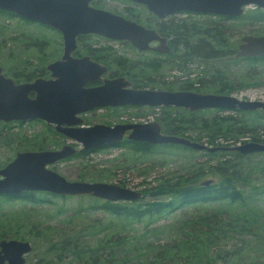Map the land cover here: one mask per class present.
<instances>
[{
  "label": "rangeland",
  "instance_id": "obj_1",
  "mask_svg": "<svg viewBox=\"0 0 264 264\" xmlns=\"http://www.w3.org/2000/svg\"><path fill=\"white\" fill-rule=\"evenodd\" d=\"M99 5V7L115 13H130L124 8L127 4L119 0H102ZM252 10H254L253 5H248L245 7L246 13H244L250 14ZM135 11L138 14L141 12V18L147 21L146 16L148 15L143 8L137 7ZM135 11L133 12L135 13ZM175 17L185 18L188 23L195 22L197 24L214 21L221 28L228 29L227 39L230 54L227 56L234 55L242 36L248 34L264 35V22L252 23L246 20L245 16L242 18H224L212 15L197 14L186 16L180 14ZM160 21H168V19ZM41 41L46 43L42 48L39 47ZM59 42V36L49 29L35 24L24 23L16 17L0 14V66L4 70L9 67L18 74L30 72L31 70L39 72L40 68L47 62L46 60L52 59L55 54L59 53ZM91 43L100 47L110 46L114 50L116 60L123 58L126 60H153L154 58H162V56L151 52L137 51L121 42L107 41L95 36L90 37ZM39 48L42 49L46 55L45 57L39 56ZM171 56L174 55L165 56V58L169 59ZM213 64L217 66L219 72L217 82L212 81L213 76L208 72L210 63L205 64L201 62L199 57H195L194 60L178 66L175 61L170 62L160 67L154 72V75L156 77L160 74L159 80L165 78V76H173L174 78L183 77L185 80L193 82L196 85L195 89L199 92L217 93L216 91L220 87L226 85V90L231 89L229 94L240 99L264 100V59L247 60L238 58L234 60L233 58L231 60L229 58L226 60L224 57L223 59H218ZM199 80L200 86L198 87L197 82ZM144 111L130 109L121 111L118 115L127 120L136 119L137 117L146 120L150 114ZM165 111H174L176 114H179L182 112V109H153L152 113L154 114L152 116L162 115ZM226 114H233L240 125L243 124L245 128L251 129V131L239 135L240 138L238 137L239 140L237 142L224 140L225 138L221 136L215 140V143L229 146L251 141L249 139L252 135H261L264 138V113L260 111H231L219 108L201 110L200 113H194L193 117L185 113L187 118H192L197 123L193 126L189 125L183 135L190 136L191 139L200 138L203 143L207 142L206 139L209 137L210 132L200 128L198 124L199 120ZM111 116L106 111H95L86 113L83 117H85L84 123L91 124L107 122V119L112 118ZM12 130L9 134L14 132L16 138L30 136L33 140L31 143H28L23 139H16L15 145H13L15 151L28 146L35 148L39 143L42 146H46V148L42 149H48L53 146L58 147L63 142V139L59 135L54 133L50 128H45L43 121L22 123L15 126ZM10 154H12L11 148L7 146L3 147L0 143V160ZM228 157L234 160V163L242 164V167H239V174L241 176L245 174V177H250V180L254 181L248 185H244L245 202H236L231 207H227L222 211L224 219H228L230 223L228 225L221 221L217 224V228H214L217 234L216 242L206 249L207 255H201L203 259L200 263H215L218 259V253L227 252L226 250H235L233 253H236L234 257H236L235 261L238 264H264V197L259 196L256 199L251 190L255 187L254 185L264 183V153L248 154L241 159H236L233 156ZM224 158L219 157L221 160ZM216 159L205 156L199 150L195 151L183 148L161 149L153 147L146 153H134L128 147H111L96 150L83 156L70 157L56 162L50 165V167L68 180L105 181L118 185L123 184L122 186L140 191L145 186L142 183L143 179L145 182H150L147 186H153L159 176L173 178L181 173L193 170L195 166L199 165L206 169L208 164L214 163ZM256 166H260L258 173L254 172ZM228 169L230 170L229 165ZM139 172L143 173L139 174ZM207 179L217 181V177L211 175L205 176L200 181ZM253 192H255V189H253ZM34 195L41 197L43 200L0 199V235L4 234L5 237L9 238L25 239L29 242L31 249L25 254V264H46L49 257L45 252L47 240L49 239L46 229L50 228L48 231L50 237H56L54 235L55 231L64 229V223L70 219L80 227L81 223L79 219L84 211L78 208H86L94 201L98 202L102 200L89 195L65 196L61 198L37 191L33 193ZM143 199H147V197L144 196ZM135 200L137 201V199ZM135 200L127 202L131 203ZM195 206H199V209L188 206L184 210L176 209L170 213H162L158 215V218L151 220L143 219L142 221L117 219L99 211H96L94 214L97 217H102L104 221L109 218L113 219L116 226L112 227L110 232L119 230L121 235L123 234V231L120 229L122 225L124 226V230L128 231V235L134 236H138L136 233H140L141 235L143 229L159 228L146 234L147 241L153 244L156 243L158 246L165 245L166 241H168V248H172L177 241L171 243L172 238L167 239L165 233H160V228H168L170 225H174V222L181 217L192 221L191 213L194 211H205L210 207L218 208L219 205L218 203H203ZM77 210L81 213L77 214ZM241 215H243L241 219L235 218ZM251 215H254V219L251 218ZM90 216L91 214L85 217V219H88ZM69 226L71 225L69 224L67 227ZM198 228L208 230V227H205V225L204 227L201 225ZM218 244L222 246L220 251L215 249V247H218ZM138 251H130L129 256L137 257L136 252ZM40 260H43L45 263ZM193 263H195V260H193Z\"/></svg>",
  "mask_w": 264,
  "mask_h": 264
},
{
  "label": "water",
  "instance_id": "obj_2",
  "mask_svg": "<svg viewBox=\"0 0 264 264\" xmlns=\"http://www.w3.org/2000/svg\"><path fill=\"white\" fill-rule=\"evenodd\" d=\"M89 0H0V10L18 17L38 22L57 30L62 37L61 58L47 65L52 80L36 78L30 82L15 84L3 77L0 69V119H41L45 124L62 133L82 149H90L120 140L128 131L127 138L148 144H180L195 150L214 152L234 150L241 154L264 152V143L247 141L232 146H207L185 136L162 133L157 121L108 126L95 123L81 126L83 119L75 117L101 106L147 105L175 106L188 111L207 108L228 110L264 111V102L240 99L232 94L198 93L194 91H169L129 88L124 77L102 79L100 86L85 88L83 84L93 81L106 68L87 58L73 59L69 56L74 48L75 36L94 33L111 39L124 40L132 47L144 51H169L165 37L152 28L124 18L121 15L94 8ZM142 4L157 17L176 12H191L221 16H239L245 7L255 5L264 9V0H129ZM157 41V46L149 42ZM236 57L264 56V35H244L240 39ZM33 96L30 97L29 94ZM79 124L75 127L74 125ZM77 151L71 144L59 149L17 152L0 174V194L19 191H43L60 196L90 195L108 201L135 200L141 192L103 181L68 180L46 165L72 155ZM212 180L202 182L208 185ZM3 251L16 256L20 264L21 254L29 252L28 241L8 240L0 243ZM5 247V248H4ZM12 252V253H11ZM56 264H66L64 262Z\"/></svg>",
  "mask_w": 264,
  "mask_h": 264
},
{
  "label": "trees",
  "instance_id": "obj_3",
  "mask_svg": "<svg viewBox=\"0 0 264 264\" xmlns=\"http://www.w3.org/2000/svg\"><path fill=\"white\" fill-rule=\"evenodd\" d=\"M246 13V12H245ZM242 14L239 16H221L224 18H242L245 16L246 20L254 22L264 21V9L255 8L250 14ZM0 14H5L9 17L14 16L10 12L0 10ZM16 17V16H15ZM177 23L175 30L178 31L174 40L177 41L173 44L172 51L165 56L174 55V61L176 65L186 63L192 57H199L202 59H211L216 57L226 58L230 54L228 50V29L221 28L217 22L209 23H188L184 19ZM26 23V22H24ZM213 25L216 30H212ZM159 34L170 36L171 27H160L156 26ZM208 38L207 42H196ZM198 39V40H196ZM41 47V44L39 45ZM237 49V48H236ZM176 59H175V53ZM247 60H260V57H237ZM138 63L135 67L139 71L146 72L147 70L154 68V65L149 60H133ZM180 61V62H178ZM172 62L169 59L162 61L163 63ZM133 65V64H132ZM130 61L127 60L121 64L123 71H129L132 68ZM159 66H156V69ZM208 72L213 76L212 81H218V69L215 64L210 63L208 66ZM128 76V75H127ZM202 78V77H201ZM200 78V79H201ZM132 81L135 86L134 80ZM200 80L197 82L198 87L200 86ZM188 88L195 89L193 82H190ZM224 85L217 90V94H229L231 89H227ZM199 92V91H198ZM162 109L174 107H160ZM239 111V110H238ZM198 111H187L182 110L181 113L176 114L174 111H165L162 115L155 117L159 123L163 132L169 134H175L190 138V136L183 135L188 129L189 125H195L197 122L192 118L194 113H200ZM198 124L202 130L209 131V137H207L204 143L222 146V143H215L218 137L225 138L224 140H232L237 142L239 135L251 131L247 129L243 124H239L233 114H226L220 116H214L210 119L203 118L199 120ZM233 136V137H229ZM239 137V138H238ZM191 139V138H190ZM192 140H199L198 142L203 143L200 138H193ZM249 140L260 141L259 136L252 135ZM203 143V144H204ZM132 150L139 153H146L151 148H183L189 150H195L180 144H158L150 145L146 142H133ZM196 151V150H195ZM205 156L210 158H217L214 163H209L205 169L203 166H195L193 170H189L186 173H181L176 177H158L153 186H147L150 182H145L144 187L140 189L141 197L137 201L129 202H110V201H94L83 209V213L80 215L81 226L78 227L71 219L64 223V229H58L55 231L56 237H50L49 230L46 229L47 247L45 249L46 254L49 256L46 264H56L66 262L68 264H201L203 258L201 255H207L206 249L210 247L212 243L216 242L217 234L214 228H217V224L221 221L229 225V220L224 219L222 211L227 207H231L236 202H245L246 197L244 194L245 184L252 183L254 180H250V177H245L239 174V167L242 164L234 163V160L228 156H233L236 159H241L248 154H241L234 150L227 151H214L208 152L206 150H199ZM86 151H80L77 156L86 155ZM219 157L224 158L223 160ZM232 164V165H231ZM230 166V170L228 169ZM260 166H256L254 172L258 173ZM264 170V167H263ZM241 171V170H240ZM143 173V172H142ZM264 174V173H263ZM215 176L217 181L213 179L208 185H203L202 180L205 176ZM208 180V179H207ZM205 181V180H204ZM147 186V187H146ZM256 199L259 196L264 197V183L254 185ZM25 192V191H23ZM43 193V191H40ZM33 191H26L25 194H21V198L30 201H42L43 199L37 195L33 196ZM48 193V192H45ZM40 194V193H39ZM50 195L64 198L65 196ZM146 196L147 199H143ZM8 198V197H7ZM203 203H218L217 207H210L205 211H194L191 213L192 221L185 217H181L179 220L174 222V225H170L168 228H160V233H165L166 238H172V242L177 241L172 248H168L169 242L166 241L165 245H156L150 241H147V233H151L159 228H148L143 229L141 235L136 233L138 236L128 235V231L124 230L122 225L120 229L123 231L121 235L120 231L110 232L112 227L116 224L114 220L109 218L103 220L102 217H97L96 211L106 213L117 219L123 220H134L142 221L143 219H155L162 213H170L173 210L181 209L184 210L188 206L199 209V206ZM77 214L81 213L76 211ZM93 213V215H92ZM91 214L88 219H85ZM243 215L236 216L235 218L241 219ZM254 219V215H251ZM71 225L67 227L68 225ZM205 225L208 230L198 228L199 226ZM198 229V230H197ZM215 247L216 250L220 251L222 246L220 244ZM133 250H139L137 257L129 256V252ZM227 252L218 253L217 262L212 264H238L235 260V250H226ZM231 252V253H230ZM195 260V263H193ZM43 262V260H40ZM209 261V260H207ZM45 263V262H43Z\"/></svg>",
  "mask_w": 264,
  "mask_h": 264
},
{
  "label": "flooded vegetation",
  "instance_id": "obj_4",
  "mask_svg": "<svg viewBox=\"0 0 264 264\" xmlns=\"http://www.w3.org/2000/svg\"><path fill=\"white\" fill-rule=\"evenodd\" d=\"M100 1H102V0H89L88 1V5L91 6V7H94V8L106 10L104 8L99 7L100 6L99 5ZM119 1L127 4L124 8L130 12L129 14H123V13L119 14V13H115V12H112V11H109V10H106V11L121 15L124 18L129 19L131 21H134V22L142 25L145 28H152L157 33H158V30H156V26L160 27L161 30H162L163 27L170 26L171 27V33H172V34H170V36H165V35H162V34L158 33V35L166 38L167 45L169 46V51H167V52H158V51H155V50H144L145 52H151V53H154L156 55L162 56V58H154L153 60H149L154 65V68H151V69L147 70L146 72H142V71H139L137 68H135V67L138 66V63L134 62L133 60H129L130 61V65L133 66V67L128 69L129 71H123L120 68L121 64L125 63L127 60L125 58L116 60V56H115L114 50L111 49L110 46H101L100 47V46H96L93 43L90 44V37L95 36V37H97L99 39H104V40H107V41L121 42L123 44H126L130 48H133V49H136V48L132 47L131 45H129L124 40L111 39V38L104 37V36H101V35H97V34H94V33H81V34H78V35L75 36L74 48L70 52L69 56L71 58H73V59L87 58L89 61L96 62V63H99L101 65H104L105 68H106V70L102 74H100L97 79H95L93 81L85 82L83 84V87H85V88L97 87V86L101 85L102 79H113V78H116V77H124L128 82H130L129 88L148 89V90H169V91H194L193 89L188 88V86H190V81L185 80L183 77L174 78L173 76H165V78L159 80L160 74H158L155 77L154 72H156L163 65L168 64V63H163L160 66L162 61L166 59L165 55L169 54L170 51H172L173 44L177 41V39H175V40L173 39V38H175L177 33H179L178 31L175 30V27H176L177 23H180L179 21H181L183 19L185 21H187L185 18H176L175 16H179L180 14H184L186 16H188V15H197V14L198 15H212V14L191 13V12H176V13H173V14H170V15H166V16H163V17H157L153 13L149 12L142 4H138V3H135V2L129 1V0H119ZM137 7L143 8L145 10L146 14L148 15V16H146L147 21H145V20H143L141 18V12L138 14V12L135 11V9ZM253 7H254V9L256 8L255 5H253ZM133 11H135V13ZM11 14H13V13H11ZM13 15L14 16H12V17L16 16V18H18L22 22H26L27 24H35V25H37L39 27H43V28L49 29L52 32H54L55 34H57L59 36V38H60V42H59L60 50H59V53L55 54L52 59L46 60L47 62L45 61L46 63H44L43 67L40 68L39 72H33L31 70L30 72H26V73H23V74H18L16 72H14L13 70H11V68H9V67L5 68V70H4L3 67L0 66L1 74L3 75V77L12 80L15 84L24 83V82H30V81H32V80H34L36 78H41V79H44V80H52V79H54L55 77H51L50 71L47 69V65L49 63H51L53 61H57V60H59L61 58V55L63 53V44H62L61 34L57 30H55L54 28L49 27L47 25H44V24H41V23H38V22H34V21H30V20L24 19L22 17H18L15 14H13ZM212 16L221 17V15H212ZM138 18H139V20H138ZM166 19H168V21H160V20H166ZM209 22L211 23V22H214V21H209ZM211 28H212V30H214V29L216 30L217 27L215 28L213 25H211ZM207 39L208 38L204 39V41L207 42L208 41ZM45 41H47V40H45ZM205 42H204V44H205ZM149 44H150V46H157L158 42L157 41H151V42H149ZM45 45H46V43L44 41H41V47L40 48H42ZM40 48L38 50V52L40 53L39 56L45 57L46 55L43 53L42 49H40ZM136 50L140 51V52H144V51H141V50H138V49H136ZM236 51H237V49H236ZM236 51H235V53H236ZM235 53H234L233 56L232 55L227 56L225 59L226 60L229 59V58H231V60L233 58H234V60L238 59L235 56ZM171 57H169V60H171L173 62L174 61V57L173 56H171ZM250 57H256V56H250ZM257 57H260V58L264 59V56H257ZM175 59H176V53H175ZM194 59H195V57H192L188 61L194 60ZM218 59H223V58L222 57H216V58H211V59H202L201 62H203L205 64L206 63H212L213 64ZM178 62H180V61H178ZM157 65L159 67L156 69ZM177 66H178V64H177ZM7 72H9V73H7ZM130 79L134 80L135 86H133L132 81ZM194 92H198V91H194ZM198 93H204V92H198ZM207 93H209V92H207ZM29 96L32 97L33 94L30 93ZM246 100H251V99H246ZM259 101L264 102V100H259ZM160 107H174V108H177V109L186 110V109H184L182 107H175V106H147V105H130V104L118 105V106H109V105H107V106H101V107H98V108H93V109H90V110H87V111H84V112H81V113H76L75 117H79V118L83 119L82 124H80L81 126H89V125H92V124H95V123H91V124L84 123L85 117H83V116L86 113H92V112H95V111H106V112L109 113V115H112L111 116L112 118L111 119H107V122H98V123L104 124V125H108V126H113L115 124L143 123V122H148V121H152V120L157 121L155 119V117L152 116L154 114V113H152V110L153 109L158 110V109H160ZM130 109L139 110V111L145 110L144 112H149L150 115H149V117L146 120H143L140 117H137L136 119L127 120V119L123 118L122 116L118 115L121 111L130 110ZM207 109H213V108H207ZM224 110H228V109H224ZM238 110L239 111H245V112L260 111V112L264 113V111L262 109H260V108L259 109H255V110L235 109V110H231V111H238ZM29 121H42V120L41 119H29V120H13V119H11V120H2V119H0V143H1V145L3 147L7 146V147H10L11 150H12V154H10L9 156H6V157H4V158H2L0 160V170L15 157L17 152L46 150V149H42V148H46V146H42L41 143H39V144H37L35 146V148H32L31 146H28V147L20 148V149L15 151L13 145H15L16 139H18V140L19 139H21V140L23 139V140H25L28 143H31L33 140L31 139L30 136H28V137L20 136V137L16 138L14 132H12L11 134H9V132L13 131L12 129H14L15 126H17L19 124H22V123L29 122ZM43 123H44V121H43ZM74 126L77 127V126H79V124L74 125ZM46 127L50 128L54 133H56L57 135H59L63 139V142H62V144H60V146H58V147L53 146V147L48 148V149H51V150L59 149L64 144H71L74 148H77V151L75 153H73L72 155H69V156H67L65 158L59 159V160L53 162L52 164H54L56 162H60V161H62L64 159H67V158H70V157L77 156V154L80 151H82V150L86 151L87 152L86 154H88L90 152H93V151H96V150H100V149H103V148H111V147L112 148H123V147H128V149H130L132 152L139 153V152L133 151L131 145H132L133 142H142V141H138V140L128 139L127 136H126L128 131H126L120 140H117L115 142L108 143V144H103V145H100V146H97V147H93V148H90V149H82L80 145L74 143L69 138H67L65 135H63L62 133L56 132L52 128L51 125L45 124V128ZM160 131L162 133H166V132L162 131L161 127H160ZM259 137H260V141H257V142L264 143V138L261 135ZM251 141H255V140H251ZM152 145H154V144H152ZM222 146H228V145H222ZM229 146H232V145H229ZM253 153H264V152H253ZM250 154H252V153H250ZM52 164H50V165H52ZM50 165H48V166L46 165V167L52 169L50 167ZM52 170H54V169H52ZM139 174H142V172H139ZM2 178H3V176L0 174V179H2ZM82 181H85V180H82ZM88 182H92V181H88ZM103 182H105V181H103ZM106 183H110V182H106ZM113 184H115V183H113ZM116 185H118V184H116ZM122 185L123 184H120V186H122ZM122 187H125V186H122ZM127 188H129V187H127ZM130 189H132V188H130ZM25 192L19 191L17 193L0 194V199H2V198H6V199L17 198L19 200H24L20 196H21V194H25ZM33 192H35V191H33ZM37 192H40V191H37ZM91 197L96 198V199H100V198L94 197V196H91ZM100 200L105 201L104 199H100ZM113 202H127V200H117V201H113ZM8 240L27 241L25 239H20V238L5 237L4 234L0 235V243L1 242H6ZM9 254H10V252L7 253V251H3V249H1V246H0V264H16L13 261V260H15L16 256L14 254H12L10 256ZM25 254H27V252L21 254L23 260H22V262L20 264H25L26 263Z\"/></svg>",
  "mask_w": 264,
  "mask_h": 264
},
{
  "label": "built area",
  "instance_id": "obj_5",
  "mask_svg": "<svg viewBox=\"0 0 264 264\" xmlns=\"http://www.w3.org/2000/svg\"><path fill=\"white\" fill-rule=\"evenodd\" d=\"M217 143V142H216ZM205 145H207V146H213V145H210V144H207V143H204Z\"/></svg>",
  "mask_w": 264,
  "mask_h": 264
}]
</instances>
